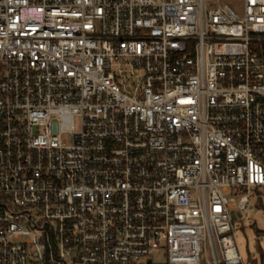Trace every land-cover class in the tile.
<instances>
[{
    "label": "built area",
    "instance_id": "built-area-1",
    "mask_svg": "<svg viewBox=\"0 0 264 264\" xmlns=\"http://www.w3.org/2000/svg\"><path fill=\"white\" fill-rule=\"evenodd\" d=\"M240 1L0 0V264H245L226 192L264 199V0Z\"/></svg>",
    "mask_w": 264,
    "mask_h": 264
},
{
    "label": "rangeland",
    "instance_id": "rangeland-1",
    "mask_svg": "<svg viewBox=\"0 0 264 264\" xmlns=\"http://www.w3.org/2000/svg\"><path fill=\"white\" fill-rule=\"evenodd\" d=\"M236 9L240 10V0H224ZM79 129V124H77ZM65 141L70 144L71 135L65 136ZM231 205V213L234 220L235 243L245 264H264V235H259L258 231H264V199H258L253 195L250 200L247 212H241L239 208L240 196H236L233 190L226 192ZM19 241V240H16ZM212 260L210 249L208 255L202 254V264H207V260ZM152 260L153 264H167V257L163 251L157 252L154 256L145 259L138 264H147Z\"/></svg>",
    "mask_w": 264,
    "mask_h": 264
},
{
    "label": "trees",
    "instance_id": "trees-1",
    "mask_svg": "<svg viewBox=\"0 0 264 264\" xmlns=\"http://www.w3.org/2000/svg\"><path fill=\"white\" fill-rule=\"evenodd\" d=\"M258 234H259V235H264V231H260V230H259V231H258Z\"/></svg>",
    "mask_w": 264,
    "mask_h": 264
},
{
    "label": "water",
    "instance_id": "water-1",
    "mask_svg": "<svg viewBox=\"0 0 264 264\" xmlns=\"http://www.w3.org/2000/svg\"><path fill=\"white\" fill-rule=\"evenodd\" d=\"M147 264H153L152 260H149Z\"/></svg>",
    "mask_w": 264,
    "mask_h": 264
}]
</instances>
